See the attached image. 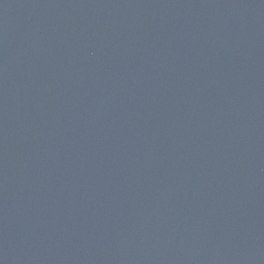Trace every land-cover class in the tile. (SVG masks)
Listing matches in <instances>:
<instances>
[{
    "label": "water",
    "instance_id": "1",
    "mask_svg": "<svg viewBox=\"0 0 264 264\" xmlns=\"http://www.w3.org/2000/svg\"><path fill=\"white\" fill-rule=\"evenodd\" d=\"M0 264H264V0H0Z\"/></svg>",
    "mask_w": 264,
    "mask_h": 264
}]
</instances>
